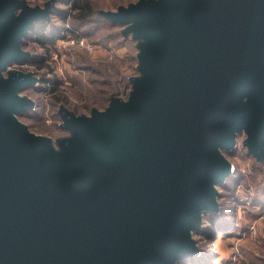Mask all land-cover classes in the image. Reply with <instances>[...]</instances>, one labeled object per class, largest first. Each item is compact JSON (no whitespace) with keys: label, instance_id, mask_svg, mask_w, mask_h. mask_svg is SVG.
Wrapping results in <instances>:
<instances>
[{"label":"water","instance_id":"obj_1","mask_svg":"<svg viewBox=\"0 0 264 264\" xmlns=\"http://www.w3.org/2000/svg\"><path fill=\"white\" fill-rule=\"evenodd\" d=\"M53 3L0 0V264H176L198 250L201 210L232 171L220 148L247 124L264 155V0H140L104 13L140 41L129 100L93 118L62 109L75 138L54 152L16 115L34 24Z\"/></svg>","mask_w":264,"mask_h":264},{"label":"rangeland","instance_id":"obj_2","mask_svg":"<svg viewBox=\"0 0 264 264\" xmlns=\"http://www.w3.org/2000/svg\"><path fill=\"white\" fill-rule=\"evenodd\" d=\"M25 1L29 7L41 8H45L50 1L53 3L51 17L43 19L42 27L36 25L28 35L44 26L52 28V34L58 37V41L47 56V62L53 70L47 69L46 66H33L32 69L38 76L51 78L54 73L64 81L61 88L71 96L72 106L69 108L73 107L80 115L92 119V107L106 111L113 95L125 101L129 100L134 91L133 78L143 77L139 61L140 41L135 43L119 34L120 31L125 32L130 23L118 22L120 24L115 25L113 19L107 17L106 20L91 19L76 26L69 16L71 7L64 0ZM91 1L96 7L110 14L119 13L121 6L128 8L130 4H137L140 0ZM56 28L60 30L57 31ZM62 32L63 35L59 36ZM99 39L103 42L98 41ZM89 45L94 46L92 50ZM39 48V44L31 39L23 44V49L27 51L36 53ZM83 56L88 60L85 61ZM29 62L13 63L4 70V77L8 78V71L15 69L26 72L25 68ZM79 64L83 67H79ZM19 95L28 96L35 102L40 101V105L34 115H15L26 123L31 131L48 137L54 152L65 151L66 148L61 147L58 140L75 138V134L64 130L60 125L61 118L55 116L58 105H54L52 92L47 88H26L19 92ZM247 124L248 122L244 123L242 129L237 132L234 147L227 150L220 148L232 165V171L226 176L225 183L218 185L216 195L221 212L228 220L221 218L219 226L222 229L218 230L220 233L212 240L213 237L210 238L203 230L216 217L202 209L203 228L192 230V237L201 249V254L196 258L202 257V251H205L206 255L203 257H208V253L211 257L209 264H264V161L254 163L248 154V147L244 145L249 138ZM231 223L235 226L231 227ZM192 263L193 261L188 260L185 264Z\"/></svg>","mask_w":264,"mask_h":264},{"label":"trees","instance_id":"obj_3","mask_svg":"<svg viewBox=\"0 0 264 264\" xmlns=\"http://www.w3.org/2000/svg\"><path fill=\"white\" fill-rule=\"evenodd\" d=\"M64 1L66 4L70 5V7H71L72 12L69 16L72 17L73 24L76 26H80V24L87 23L91 19L92 20H94V19L95 20H97V19L106 20L107 19L105 14H104L105 12L102 9H100L99 7H96L95 4L91 0H64ZM122 7H124V6H121L120 8H122ZM50 17H51V15H50ZM44 19H47V18H44ZM65 19H67V18H65ZM42 20L43 19H41L39 21V23H37V24L35 23L34 27L36 25H39L42 27V25H41ZM113 24L116 25V24H120V23L113 22ZM59 30L60 29H57V31H59ZM125 32L120 31L119 34L121 36H123L125 39H129L132 42H135V43H136V41L139 42V40L136 39L130 32H128L126 30V28H125ZM25 39H24L25 40L24 44H26L27 40L31 39V41L38 43L40 46L39 50L36 53L31 51V50L29 51L31 53V56L29 59L30 62H29V65L25 68V70H26V72L33 73L35 75V77L37 78V81L35 83L31 84L28 87V89L32 88V89H38V90H41V89L45 90L47 88L48 91L52 92V94L54 95L53 96V98H54L53 100L55 102L54 105H56V106L58 105L57 112L55 113V116H57L58 118H61L62 123L60 125L63 127V118H62V113H61L62 109H67L70 112L74 113L75 115L81 116L80 113L77 110H75L73 107L69 108V106H72V104H71L72 102L70 100L71 96L67 91H65L64 89L61 88L64 81H62V79L59 78L57 75H54V73H53V76L51 78H46L45 76H42V77L38 76L39 74L34 73L33 72L34 69H32L33 66H39V67H41V66L45 67L46 66L47 69L53 70V67L47 62L48 61L47 56L50 55L53 48L56 47L55 45L58 41V37H55L52 34V28L51 27H45L44 26L43 28L36 29L30 36H26ZM98 41H100L101 43L103 42L100 39ZM83 59L85 61L88 60L85 56H83ZM78 66L83 67L80 64ZM86 69H87V67H86ZM113 97H115V96L113 95L111 97V99ZM33 101H34L35 105L32 106L30 109L21 113L20 116H23L26 114H30V116H31V115H34V113H37V110H38L37 107L40 105V101H38V102H35V100H33ZM106 106H108V105H106ZM91 110H92V112L94 110L102 111L100 108H97V107H92ZM64 130H66L67 132H71L70 130L65 129V128H64ZM66 138H68V137H66ZM66 138H64V139H66ZM64 139H61V140L59 139L58 143L61 145L62 140H64ZM247 151H248V154L252 157V161L254 163H261L264 161V155L257 156L255 154H252L249 152V148H247ZM225 180L223 182H221L219 185L224 184ZM206 211L212 213V215L216 218L219 217L218 220H216V218L212 219V222H210V224L208 226H206L203 230L204 233L209 234L210 238L213 237L212 238V240H213L215 238V236H217L218 233H220V231H218V230L222 229L219 226V224L222 222L221 218H225V220H228V219L222 214L220 206L216 210L215 209H208ZM206 211H204V212H206ZM230 226L234 227L235 224L231 223ZM201 228H203L202 225L198 229L200 230ZM200 254H201V249L198 247V250L194 256H190V257L185 258V259H180L176 262V264H185L188 260L193 261L192 264H209L208 261L211 258L209 256V253L207 254L208 257H203L204 255H206V252L202 251V257L196 258ZM233 255H235V254H233ZM218 257H215V258H218ZM204 259H207V260L205 261Z\"/></svg>","mask_w":264,"mask_h":264},{"label":"built area","instance_id":"obj_4","mask_svg":"<svg viewBox=\"0 0 264 264\" xmlns=\"http://www.w3.org/2000/svg\"><path fill=\"white\" fill-rule=\"evenodd\" d=\"M76 32H77V31H76ZM62 35H63V32H62L61 34H59V36H62ZM65 37H66V36H65ZM86 44L88 45V43H86ZM88 47H89L90 50H92L94 46L92 47V46L89 45Z\"/></svg>","mask_w":264,"mask_h":264},{"label":"flooded vegetation","instance_id":"obj_5","mask_svg":"<svg viewBox=\"0 0 264 264\" xmlns=\"http://www.w3.org/2000/svg\"><path fill=\"white\" fill-rule=\"evenodd\" d=\"M34 75V74H33Z\"/></svg>","mask_w":264,"mask_h":264}]
</instances>
